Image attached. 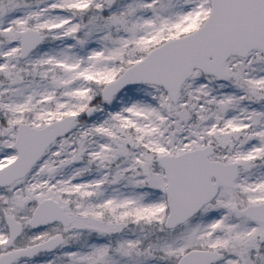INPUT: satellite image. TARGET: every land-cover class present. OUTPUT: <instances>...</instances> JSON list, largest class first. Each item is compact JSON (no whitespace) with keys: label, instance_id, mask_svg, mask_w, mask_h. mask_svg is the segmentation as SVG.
<instances>
[{"label":"snow or ice","instance_id":"obj_1","mask_svg":"<svg viewBox=\"0 0 264 264\" xmlns=\"http://www.w3.org/2000/svg\"><path fill=\"white\" fill-rule=\"evenodd\" d=\"M0 264H264V0H0Z\"/></svg>","mask_w":264,"mask_h":264}]
</instances>
